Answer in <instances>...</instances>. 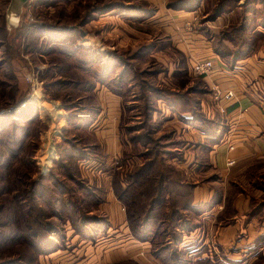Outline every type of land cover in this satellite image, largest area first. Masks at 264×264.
<instances>
[{"label": "rangeland", "instance_id": "1", "mask_svg": "<svg viewBox=\"0 0 264 264\" xmlns=\"http://www.w3.org/2000/svg\"><path fill=\"white\" fill-rule=\"evenodd\" d=\"M8 1L0 0V264H264V154L220 172L207 163V139L192 137L195 173L187 174L177 165L185 144L178 121L159 108L189 107L193 128L208 126L198 106L206 87L172 46L175 28L199 32L221 59H260L264 0H194L182 9L164 0V13L181 16L172 24L162 15L161 25L149 0H26L15 19ZM108 81L128 108L121 122L128 145L115 129L111 150L84 120L89 108L99 110L94 87ZM102 125L98 118L90 127L99 133ZM139 166L148 170L132 182ZM167 171L204 182L211 194L197 210L177 205L174 222L167 213L184 198L169 193L166 213L143 224L151 176ZM108 193L120 223L103 207ZM221 226L223 240H215Z\"/></svg>", "mask_w": 264, "mask_h": 264}, {"label": "crops", "instance_id": "2", "mask_svg": "<svg viewBox=\"0 0 264 264\" xmlns=\"http://www.w3.org/2000/svg\"><path fill=\"white\" fill-rule=\"evenodd\" d=\"M149 1L156 5V11L151 17L153 22H159L158 20H161L159 17L163 15L165 19L170 18L169 21H171L172 24H177V19L181 16L180 11L177 12L176 9H172L171 12L168 11L164 13L162 11L164 7L162 9L160 6L163 4L164 0ZM159 23L160 25L162 24L161 22ZM178 27L175 29H177L179 37L172 41V46L180 49L184 53L186 59H188V62L186 61L188 73L189 65L193 59H212L213 64L211 68L206 74L200 75V79L205 85L206 90L200 93L201 96L199 97L198 106L205 114L204 116L206 118L212 120L213 117L216 118L214 119L216 128H214L212 133L206 131L205 127L201 129L202 131L197 130L193 128L195 126L197 127V125L192 124L195 120L191 118L188 108L180 109L175 102H170L168 105L161 104L159 108L162 112L167 111V107L171 109L169 112H171L173 116L169 120L178 121L177 126L180 127L181 133L183 134L182 138L185 140L183 158L178 161L179 163H177V165L184 168L187 174L195 173L193 165L195 166L196 164L192 162L193 155L191 153V146L193 145L192 137L194 141L197 140L198 137V140L202 143H205L203 141L207 139V143H205L208 159L207 163L212 169L219 170L220 172H224V170L228 169L229 165H231L227 164L228 160L233 161V165H239L257 155L264 154V57L260 59H253V57L250 56L242 57L236 60L233 66H227L223 59L212 52L208 42L199 32H193V29L190 31H183ZM165 30L168 32L171 39L175 38L171 36L168 29ZM167 61L169 62V58ZM213 87H217L220 90L219 95L215 98L212 95ZM226 91L231 92L229 98L224 96ZM94 95L98 102L99 110L88 125V130L92 132L94 137H103V142L109 146L108 148L110 150L114 148V136L117 135L120 136L122 141V145L120 146L126 147L128 141L125 139V132L122 131V126H125V123L121 124V122L128 108L123 104L122 94L112 91L106 85H100V87H96V89L94 87ZM101 114L103 116L100 118ZM98 118L99 120L103 119V125L99 128V133H96L94 131L95 129H92L90 126L98 120ZM115 129L117 135H115ZM105 153H108V150H106ZM107 158L108 155L104 160L105 166H110L111 163L108 162ZM169 160L171 159H168V161ZM107 163L109 164L107 165ZM191 186L190 203L192 204H198L204 201L212 191L211 188L209 189L207 185H204V182H195ZM110 196V193H108L103 207L106 208L113 223H120L124 220L123 213L119 211V204L111 199ZM200 215H204V213ZM249 224L250 223L247 222V225H245L246 229ZM236 228L237 226L234 225L233 229H229L234 232ZM214 231L216 236L215 240H223V227L216 228ZM191 232L197 233V227L191 230ZM203 232L204 230H202L200 233L201 236L196 240V242L199 243L198 246H196L199 252L202 251L205 246L201 241L204 239ZM188 235H190V233H188ZM211 239H214L213 236ZM201 257L202 256L199 255L197 258L201 259Z\"/></svg>", "mask_w": 264, "mask_h": 264}, {"label": "trees", "instance_id": "3", "mask_svg": "<svg viewBox=\"0 0 264 264\" xmlns=\"http://www.w3.org/2000/svg\"><path fill=\"white\" fill-rule=\"evenodd\" d=\"M168 4L169 5L171 4L172 6L174 5L175 8H181V9L182 8H190L194 4V0H172V1H169ZM131 8H133V10H135L134 8H136V7L135 6H131ZM137 8L139 9V7H137ZM138 9H137V12H139ZM143 10L149 11L150 9L149 10L148 9H143ZM235 56L236 57H234V56H231V58L229 57L230 59H223L225 61V63L227 64V66H233V64L235 63L236 60L244 57L245 55H238V56L235 55ZM199 79H200V77H199ZM200 82L203 83L201 81V79H200ZM107 85H108V87L112 91H114L116 93H120L119 89L115 85L109 83V81H108ZM156 96H159V95H156ZM89 109H91L92 113L89 112L88 115H87V117H84L85 118L84 120H86L87 123L89 121L91 122L93 120L94 116L97 114V112H96L97 111V104L95 105V107H91ZM188 109L190 111L192 110L189 107H188ZM83 113H85V111ZM80 117H83V116L81 115ZM67 118H69V117L67 116ZM193 119L194 120H198V118L195 115L193 116ZM203 122H207L208 126H209V124H212L210 127H208V126L205 127L206 131H210L212 133L214 131V128H216V125L214 123V120H212V119L203 120ZM65 141H67V139ZM70 145H73V144L70 143ZM82 146L83 147H86V144H83ZM75 149H77V148H75ZM64 151H65V152H63L64 155H67L68 156L70 154L68 150L64 149ZM78 155H81V154L78 153ZM148 166L151 167L152 164H148ZM142 167L143 166H139L134 171H131L130 172V174L132 175V182H134V180H136V178H138V176L140 174L142 176V173H143L144 170H148L146 168L143 169ZM170 171L173 173V170L172 169H170ZM69 177H71V175ZM151 178H154V179H151L150 180V185L154 186L153 187V190H152L153 193L150 194L149 200H148L147 205L145 207L146 209L144 208V211L145 212H144V215H143V217H144V220L142 221L143 224H148L147 221L149 219L156 218L160 214L166 213L164 210L161 211V209H162V207H165L169 203H172L170 201H168V202L166 201L165 202V198H166L167 194H169V193H172L173 194V197H175V198H177V196H179L181 198H184L178 204L175 201L174 206L172 205L171 209L167 213V216L169 218L170 217H173L172 215H174L175 210L177 209V205H180V206H182L184 208L190 207V208L195 209V210H197L196 208L199 209L200 206L201 207L205 206V205H201V204H192V203H190V189H191V184L190 183H187V182L183 183V181L178 177V172H176L173 176H171V174L168 171L166 173H158V174L156 173L155 175H152ZM148 184H149V182H147V185ZM144 186H146V185H144ZM142 190L143 191L141 192V194L144 195L146 190H145V188L142 189ZM185 193H186V195L188 197L185 196ZM144 204H146V202ZM151 211L152 212H155V213H151ZM130 216H131V214H127L126 219L128 221L127 222L128 223V227H129V229L131 231V228L133 230V226H131L133 222L131 221V217ZM173 218H175V217H173ZM176 219L177 218L174 219V222H175ZM158 222H156V226H158ZM87 223L90 224V222H88V221H87ZM175 226H178L179 228H181V230H184V229H187L188 228V227L186 228V224H183V223H178ZM131 234H133V233L131 232ZM158 250H160V249H158ZM161 250H164V249L161 248ZM192 250H193V248L190 249L188 251V253L189 252L191 253ZM177 252H178V249L175 250L173 257L174 256L175 257L177 256V255H175ZM191 263H192V261H190V262L189 261H186L185 262V264H191ZM173 264H182V263H179L178 261L174 260L173 261Z\"/></svg>", "mask_w": 264, "mask_h": 264}, {"label": "built area", "instance_id": "4", "mask_svg": "<svg viewBox=\"0 0 264 264\" xmlns=\"http://www.w3.org/2000/svg\"><path fill=\"white\" fill-rule=\"evenodd\" d=\"M213 62L211 58H197V59H193L191 62V70L195 73V74H206L207 71L211 68ZM212 95L213 97H217L220 93V90L217 87H213L212 90ZM224 96L226 98H229L231 96V92L230 91H226L224 93ZM233 161L228 160L227 164H231Z\"/></svg>", "mask_w": 264, "mask_h": 264}, {"label": "water", "instance_id": "5", "mask_svg": "<svg viewBox=\"0 0 264 264\" xmlns=\"http://www.w3.org/2000/svg\"><path fill=\"white\" fill-rule=\"evenodd\" d=\"M25 1L26 0H9L8 1L7 7H8V10L10 11V15L13 14L14 19L17 17V15H19L22 5L24 4ZM16 26H18V23H16Z\"/></svg>", "mask_w": 264, "mask_h": 264}]
</instances>
